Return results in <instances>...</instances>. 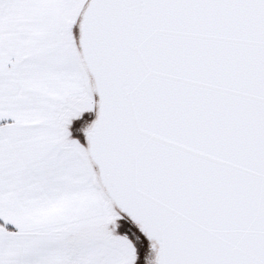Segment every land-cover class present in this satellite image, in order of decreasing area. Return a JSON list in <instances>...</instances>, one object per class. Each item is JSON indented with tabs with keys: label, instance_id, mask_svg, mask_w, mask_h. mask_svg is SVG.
Here are the masks:
<instances>
[{
	"label": "snow or ice",
	"instance_id": "1",
	"mask_svg": "<svg viewBox=\"0 0 264 264\" xmlns=\"http://www.w3.org/2000/svg\"><path fill=\"white\" fill-rule=\"evenodd\" d=\"M0 264H264V0H0Z\"/></svg>",
	"mask_w": 264,
	"mask_h": 264
}]
</instances>
